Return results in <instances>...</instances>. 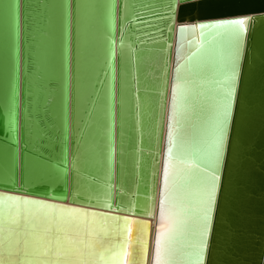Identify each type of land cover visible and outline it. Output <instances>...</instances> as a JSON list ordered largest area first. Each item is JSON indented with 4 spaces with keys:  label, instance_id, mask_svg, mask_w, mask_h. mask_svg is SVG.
Listing matches in <instances>:
<instances>
[{
    "label": "water",
    "instance_id": "water-1",
    "mask_svg": "<svg viewBox=\"0 0 264 264\" xmlns=\"http://www.w3.org/2000/svg\"><path fill=\"white\" fill-rule=\"evenodd\" d=\"M110 2L103 17L100 0H66L64 184L49 189L46 183H40L22 189L23 154L49 166L54 162L24 145L17 147L23 139L21 124L18 140H7L9 132L4 129L0 108V143L16 151L15 185L0 182V236L16 226L14 220L23 226L25 217L27 231L34 238L41 237L52 222L53 228L59 225L68 235L74 234L84 242L77 255L80 264H85L87 241L97 235L92 236L88 222L80 224L76 213L64 211L79 209L80 213L97 214L93 215L98 219L93 226L100 231V242L90 241L94 263L97 258L93 255H97L98 264H121L120 251L129 234L128 241L136 243L135 250L132 248L135 255L140 241L141 258L137 264L157 263L158 238L163 254L171 243L173 257L169 264H264V0H123L127 7L123 18L122 0ZM173 2L175 8L169 13L166 5ZM23 3L24 0L13 3L19 28L16 80L23 59L28 74L38 70L40 101L33 115L28 116L38 126L41 135L37 141L42 145L58 137L51 126L55 120L52 87L56 83L43 74L36 57L27 54L22 43L30 42L28 49L38 47L40 35L48 32L46 24L52 20V7L49 0H35L32 24L24 25L30 21L29 14L28 20L23 18ZM169 15L171 20L167 19ZM239 16L250 19L247 32L240 37L237 83L217 192L204 238L205 249L197 260L193 246L197 237L193 233L199 227L196 215H202L199 189L211 173L216 103L226 84L235 42L231 28L198 26ZM181 26L184 31H180ZM19 84L14 98L19 97L20 108L21 77ZM102 103L107 106L109 132L100 128V122H104L102 126L107 122L99 114ZM110 146V174L106 180L101 175L103 166L107 168L106 151ZM41 150L48 152L44 146ZM87 153L94 154L93 161L84 162ZM165 168L169 186L173 178L176 182L170 197ZM74 184L80 190L71 200ZM105 191L107 199H103ZM25 200L39 203L26 204ZM12 203L15 207L24 205L21 215H11ZM42 205H54L45 207L53 211L52 215L38 211ZM148 205L151 214L146 216ZM182 206L186 214L180 211ZM166 207L175 210L178 223L169 238L157 236L158 222L167 214ZM137 225H144L146 231L141 240L134 236L139 233L134 228ZM73 229L78 230L70 233ZM113 253H119V258ZM63 257L70 258L49 252L37 254L34 261L58 264ZM134 257L132 264L139 258Z\"/></svg>",
    "mask_w": 264,
    "mask_h": 264
},
{
    "label": "bare ground",
    "instance_id": "bare-ground-1",
    "mask_svg": "<svg viewBox=\"0 0 264 264\" xmlns=\"http://www.w3.org/2000/svg\"><path fill=\"white\" fill-rule=\"evenodd\" d=\"M25 3H23L22 12L24 15L23 18L27 19L28 15V21L30 22H24L23 24L26 25V23L32 24V18L35 16L36 5L35 0H24ZM101 10L100 14L104 17V11H109L110 9V0H100ZM109 2V8L108 3ZM123 2V0H122ZM14 0H0V108L2 111V114L4 116V129L8 130L9 141H16L19 138V132L18 129L21 124V132H22V140L18 141L17 147L20 145H24L25 147L29 148L33 152H35L37 155L42 154L49 156L52 163L50 166L38 162L36 158H34L31 155L23 154L21 156V164L24 168L23 176H22V189L25 190V188H28L29 186L40 184V183H46L51 189L56 184L61 183L64 184L65 179V165H64V156H65V147H64V140H65V78H66V67H65V60H66V20L64 19V9L66 5V0H49V3H51V9H52V15H51V22L46 24L48 31L46 34H41L39 37V42L37 43L38 47L35 49H28L29 43H27L25 40L23 41L22 48H24V51L28 54L34 55L36 57V60H38L39 68L42 69L43 74L45 76H49L54 80V83H56L55 86H53V106H52V112L55 115V120L53 121V125H51L54 132H57V140L55 142H48L45 144L40 145V142L37 141L39 138V135H41L38 131V126L35 123L34 118H30V115L36 110V107L38 106V101H40L39 97L41 95V87L40 85L36 84V76L37 72L36 70H33L30 74L27 73L26 67V60L23 59L21 64V69L19 70V74L16 80V20L14 16ZM32 5H30V4ZM125 4L123 2L122 4V11H121V18L127 13V7H124ZM20 16L18 17L19 20ZM96 20H98L97 17H95ZM19 24L22 22H20ZM32 27V26H30ZM24 32V30H23ZM25 33H29V31L25 30ZM24 34V33H23ZM24 36V35H23ZM35 51V52H32ZM24 55V54H23ZM40 60V62H39ZM20 77L23 84V91H22V104L20 106V100L18 97V101L16 98H14L15 92L19 93L20 90ZM18 83V84H17ZM31 96L28 98V96ZM121 97V94H120ZM18 102V103H17ZM122 102V97L120 98V104ZM77 104V101L75 100V105ZM30 108L29 113H27V108ZM106 105L102 103V106L100 107L99 114L104 117V121L107 122L105 125L104 122H100V128H106V130L109 132L110 128V121L108 120ZM16 108H17V114H16ZM122 114V113H121ZM122 116V115H121ZM76 120V117L74 118ZM107 124V126H106ZM105 126V127H104ZM155 141V140H154ZM44 147L48 148V152L44 153L41 149ZM56 146L57 148L55 149ZM106 154L107 159V168L103 166L102 175L101 177L106 180L109 179V167H110V158H111V146L108 147ZM15 149L10 148L6 146L5 144L0 143V182L4 184H9L11 186L15 185L13 180V169H14V158H15ZM22 154V153H21ZM94 154L87 153V155L84 157V162L89 161V159L93 161ZM57 163V164H56ZM109 163V167H108ZM80 188L77 186L72 187V197L71 200H75L74 193L79 192ZM96 193H102L101 191H97ZM103 199H107V191L104 192ZM13 209H12V216H18L23 213L24 205L19 206L17 205L15 207V204L12 203ZM105 205V204H104ZM101 203V206H104ZM148 211L144 212L146 216H149L151 214V205L147 206ZM167 208V207H166ZM37 209V208H36ZM122 210H125L124 208H121ZM38 211H46L50 215H52L53 211L50 208L45 207H39L37 209ZM175 210L172 208H167V214L165 213L163 218L158 222V231L157 236H166V238H169V235L171 236L175 231L178 229V223H176L175 219ZM77 220L81 223L88 222V226H90L93 231V235H97L95 237L97 238H91L87 242L88 245L91 244L90 241H99L100 238V231L94 229V223L98 221L96 216L93 215H80L79 213H76ZM21 217V216H20ZM132 228V226H130ZM139 230V233L134 234L136 235V240L139 238V240L143 239L146 235V231L144 230V225H137L136 227ZM78 229H73L70 233L76 232ZM99 235V237H98ZM71 236V235H70ZM72 237L76 240H81L76 235H72ZM131 236L128 234L125 239L124 247L121 249L120 252H122L121 257L119 260L122 261L121 264H132L135 262V257L138 258L136 261V264L138 261H140L141 256H139V253L141 251L140 249V241H138L137 245V251L138 255L134 254L132 248L135 250V244L131 241H128V239ZM171 242V241H170ZM86 246L88 253L85 256V264H98L99 260L97 255H93L97 258L94 259L91 257L92 253L90 250L93 247V244H91V247ZM171 243H169V248L165 249V252L163 254V251L160 252V255H155V262L157 261H170V257L172 255L173 249L171 248ZM83 248V247H82ZM81 249V248H80ZM79 251L81 252V250ZM115 251V248H114ZM84 252V250L82 251ZM78 249L75 251L74 255H66L70 258L59 259L58 264H80V261L78 260L79 256ZM70 259V260H69ZM118 262V261H117ZM170 263V262H169ZM157 264V263H156Z\"/></svg>",
    "mask_w": 264,
    "mask_h": 264
},
{
    "label": "snow or ice",
    "instance_id": "snow-or-ice-1",
    "mask_svg": "<svg viewBox=\"0 0 264 264\" xmlns=\"http://www.w3.org/2000/svg\"><path fill=\"white\" fill-rule=\"evenodd\" d=\"M169 13L175 8V3L166 5ZM171 20V15L167 17ZM249 17L239 16L237 18L221 20L213 24H201L198 27L208 28H231L235 37L232 51L230 53V60L228 65V74L226 76V84L224 90L219 93V99L216 103L215 109V126L214 136L212 141V158L213 163L211 167V173L207 179L200 186V213L196 215L198 222V231L193 235L197 237L196 243L193 245L196 249V259L199 260L205 249V236L208 231V221L210 214L213 210L217 192V179L220 167V162L225 150V134L228 130L231 110L233 106V92L237 83V71L240 59V37L247 32V25ZM254 23V20H253ZM17 36L19 28L17 25ZM180 31H184V27L181 26ZM194 159L199 160V157L193 153ZM190 168L191 165H188ZM165 186L169 193V197L174 193L176 189V182L173 178L171 186H169V173L165 168ZM12 199V197H8ZM24 203H39L38 201L25 200ZM165 198L161 200V214L164 211ZM42 207H55L54 205H42ZM64 211L79 213L80 215H97L96 213H80L79 209H64ZM182 213L187 212V209L183 206L180 208ZM112 219H118L112 217ZM15 227H10L6 230V233L0 236V264H36L34 257L37 254L43 255L45 253L53 252L57 255H68L75 252L81 245L84 244L82 240H76L72 236L68 235L67 231L57 225L55 228L52 226V222H49L44 229V233L41 237L34 238V234L27 231L28 220L24 219V225L21 226L18 221H13ZM92 245L89 244L88 247ZM157 254L160 255L159 238L157 240ZM113 255L119 258V253H113ZM39 264H47L46 261H39ZM157 264H169V261H158Z\"/></svg>",
    "mask_w": 264,
    "mask_h": 264
}]
</instances>
